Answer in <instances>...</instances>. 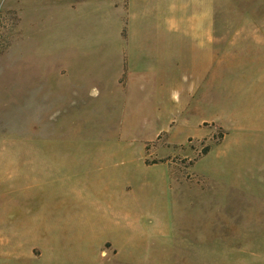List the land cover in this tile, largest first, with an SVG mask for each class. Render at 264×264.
<instances>
[{"label": "rangeland", "instance_id": "obj_1", "mask_svg": "<svg viewBox=\"0 0 264 264\" xmlns=\"http://www.w3.org/2000/svg\"><path fill=\"white\" fill-rule=\"evenodd\" d=\"M57 5L0 0V264H264V129L63 121Z\"/></svg>", "mask_w": 264, "mask_h": 264}, {"label": "crops", "instance_id": "obj_2", "mask_svg": "<svg viewBox=\"0 0 264 264\" xmlns=\"http://www.w3.org/2000/svg\"><path fill=\"white\" fill-rule=\"evenodd\" d=\"M57 29L63 121L87 110L127 132L210 115L223 135L249 118L264 129V0H58ZM130 207L113 202L111 218Z\"/></svg>", "mask_w": 264, "mask_h": 264}]
</instances>
